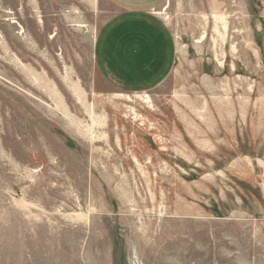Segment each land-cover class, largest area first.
Masks as SVG:
<instances>
[{
    "label": "rangeland",
    "instance_id": "obj_1",
    "mask_svg": "<svg viewBox=\"0 0 264 264\" xmlns=\"http://www.w3.org/2000/svg\"><path fill=\"white\" fill-rule=\"evenodd\" d=\"M153 14L136 91L107 0H0V264H264V0Z\"/></svg>",
    "mask_w": 264,
    "mask_h": 264
},
{
    "label": "crops",
    "instance_id": "obj_2",
    "mask_svg": "<svg viewBox=\"0 0 264 264\" xmlns=\"http://www.w3.org/2000/svg\"><path fill=\"white\" fill-rule=\"evenodd\" d=\"M107 1L118 11V16L108 24L99 41V50L102 58L114 52L122 63L118 70L108 66L113 76H107L119 87L136 91L145 89L148 86L145 81L133 82L137 75L144 79L147 72H164L170 63L171 35L153 14L167 0Z\"/></svg>",
    "mask_w": 264,
    "mask_h": 264
}]
</instances>
